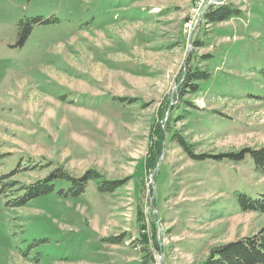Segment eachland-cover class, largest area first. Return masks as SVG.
Returning a JSON list of instances; mask_svg holds the SVG:
<instances>
[{
    "label": "rangeland",
    "instance_id": "1",
    "mask_svg": "<svg viewBox=\"0 0 264 264\" xmlns=\"http://www.w3.org/2000/svg\"><path fill=\"white\" fill-rule=\"evenodd\" d=\"M220 4L240 14L204 19ZM22 19L40 21L18 43ZM190 66L209 77L180 98ZM262 145L264 0H0V173L28 164L20 184L58 167L120 183L21 207L0 195V264H141L129 239L142 235L153 264H202L264 223L233 197L264 194V175L249 157L213 156Z\"/></svg>",
    "mask_w": 264,
    "mask_h": 264
},
{
    "label": "trees",
    "instance_id": "2",
    "mask_svg": "<svg viewBox=\"0 0 264 264\" xmlns=\"http://www.w3.org/2000/svg\"><path fill=\"white\" fill-rule=\"evenodd\" d=\"M239 10L229 4H220L211 6L204 13V19L208 22H221L228 20L231 17L238 16ZM39 19H22L18 24V43H21L30 33L33 23L39 22ZM195 46L200 47V42L193 40ZM209 59L205 56L203 60ZM209 77V72L206 70L191 67L184 73L182 82L179 86L178 97L182 98L186 93H196L199 90L197 82L206 80ZM188 107H192L190 102H186ZM173 107L170 109L168 121L175 118L171 114ZM180 119V118H179ZM163 139V130L158 129L157 139L161 142ZM170 140L179 144V146L193 160H203L208 158L207 154H196L193 150V145L185 140L178 132L172 131ZM228 157L232 160L241 161L249 157L253 163V169L258 174L264 175V145L256 148L243 147L237 151H229L225 154H217L213 156L215 159L220 157ZM36 165H34L35 167ZM28 164L24 168L18 167L10 172L0 173V195L6 198V204L15 207L24 206L30 200L54 194L60 198L77 199L81 197L88 184L94 182V186L98 192H113L120 183L110 182L102 179V176L95 170H88L81 176H72L61 167L55 168L48 174L31 184H20L15 177L25 171ZM240 209L243 211H255L264 213V194H259L257 197L234 191L233 196ZM137 238V242L129 239V243L135 247H139L138 253L142 257L141 264H153L156 262L154 258V250L158 249L157 245L150 244L147 238L142 235ZM124 239V238H123ZM112 243H120L124 240L112 238ZM202 264H264V223L259 227V230L252 235L237 238L235 240L216 245L210 249L209 256Z\"/></svg>",
    "mask_w": 264,
    "mask_h": 264
},
{
    "label": "water",
    "instance_id": "3",
    "mask_svg": "<svg viewBox=\"0 0 264 264\" xmlns=\"http://www.w3.org/2000/svg\"><path fill=\"white\" fill-rule=\"evenodd\" d=\"M152 178H153V175H151V179H150V181H152Z\"/></svg>",
    "mask_w": 264,
    "mask_h": 264
}]
</instances>
